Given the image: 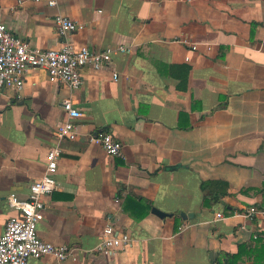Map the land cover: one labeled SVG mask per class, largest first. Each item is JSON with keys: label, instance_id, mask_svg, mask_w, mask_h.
<instances>
[{"label": "crops", "instance_id": "1", "mask_svg": "<svg viewBox=\"0 0 264 264\" xmlns=\"http://www.w3.org/2000/svg\"><path fill=\"white\" fill-rule=\"evenodd\" d=\"M58 15L84 29L61 36ZM0 21L32 47L129 50L77 90L28 68L0 92V234L9 196L45 174L64 99L83 113L38 226L74 255L29 264H264V220L234 215L264 205V0H0ZM100 131L123 157L88 142ZM108 225L132 240L114 256L96 251Z\"/></svg>", "mask_w": 264, "mask_h": 264}, {"label": "built area", "instance_id": "2", "mask_svg": "<svg viewBox=\"0 0 264 264\" xmlns=\"http://www.w3.org/2000/svg\"><path fill=\"white\" fill-rule=\"evenodd\" d=\"M49 4L54 5L55 2L50 1ZM55 24L61 36L84 29V25L61 15L56 16ZM179 41L191 45L193 50L199 48L198 43L188 39ZM128 51L125 46L102 51H92L88 47L77 48L72 44H66L60 50L32 47L0 21V92L7 88L20 92L24 88V74L28 68L45 69L52 82L77 90L84 84V68L104 69L112 64L114 55ZM118 78L119 75L114 73V79ZM62 105L66 120L54 133L55 144L48 152L45 174L30 186L29 199L21 200L15 194L9 196L10 208L17 214L7 221L5 231L0 234V264H29L30 259L44 256L66 261L74 255L72 247H56L45 242L38 233V226L44 220L49 198L58 189L56 176L63 154V143L77 141L81 135L77 121L83 113L76 107L72 98L64 99ZM88 142L100 146L110 156H124L122 142L107 131L91 134ZM234 215L248 220H264V205L250 206L235 212ZM217 218L223 219V215L217 214ZM131 244L132 240L128 234L118 233L112 225H108L96 251L106 256H114L125 251Z\"/></svg>", "mask_w": 264, "mask_h": 264}, {"label": "water", "instance_id": "3", "mask_svg": "<svg viewBox=\"0 0 264 264\" xmlns=\"http://www.w3.org/2000/svg\"><path fill=\"white\" fill-rule=\"evenodd\" d=\"M152 213H153L154 215H156L157 217L162 218V219H164V218L170 216L169 214L164 213V212L160 211V210L157 209V208H153V209H152ZM183 217H185V216L183 215Z\"/></svg>", "mask_w": 264, "mask_h": 264}, {"label": "trees", "instance_id": "4", "mask_svg": "<svg viewBox=\"0 0 264 264\" xmlns=\"http://www.w3.org/2000/svg\"><path fill=\"white\" fill-rule=\"evenodd\" d=\"M210 185H211V183L206 182V183H203V184L201 185V188H202L203 190H205V189L209 188ZM215 200L218 201L219 198L217 197ZM261 206H263V205H261Z\"/></svg>", "mask_w": 264, "mask_h": 264}]
</instances>
